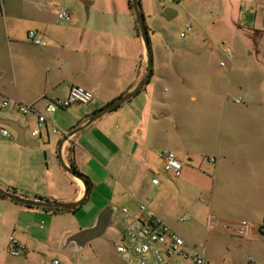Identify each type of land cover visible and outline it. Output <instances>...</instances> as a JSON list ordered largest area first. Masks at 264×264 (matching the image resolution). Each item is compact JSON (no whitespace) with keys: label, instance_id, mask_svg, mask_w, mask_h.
I'll use <instances>...</instances> for the list:
<instances>
[{"label":"rangeland","instance_id":"obj_1","mask_svg":"<svg viewBox=\"0 0 264 264\" xmlns=\"http://www.w3.org/2000/svg\"><path fill=\"white\" fill-rule=\"evenodd\" d=\"M26 1L37 4L52 30L58 31L68 24L57 19L58 8L69 10L70 19H78L79 64L86 55L79 44L80 37L84 30L95 25L103 10L102 0ZM139 3L152 56L150 82L143 89L159 83L153 99H146L144 105L148 117L157 122L148 124L142 139L154 148L153 152L171 150L182 163V169L177 178L163 171L161 160V165L157 162L152 168L142 169L140 180L148 186L138 206H147L184 240L182 250L186 255L204 254L210 264H245L248 257L252 258V264H264V235L259 232L264 220V186L257 193L223 205L216 198L210 200L212 183L206 176L211 175L217 161V149L226 148L231 142L264 143V0H139ZM167 8L175 11L170 19L161 15ZM188 27L189 31L180 37ZM22 30L19 29L20 34ZM102 41L92 48L97 53L91 58L94 64L107 60L102 54L105 50ZM55 46L53 51L58 57L76 53L67 47L60 48L57 43ZM228 48L232 52L231 61L225 57ZM143 89L125 107L141 103L146 91ZM91 106L92 102L74 104L49 115L34 106L48 116L58 131L51 133V126L46 123L40 129L41 137L62 139L70 124H75L74 118L77 115L80 118ZM29 132L31 128H27L26 138ZM209 158L215 162H208ZM154 178L165 179L158 189L150 187ZM245 225L253 229L245 233L242 229ZM124 226L122 215L116 213L104 233L74 256L70 255V249L55 253L32 241L35 254L23 264H51L53 259L57 264H125L111 245ZM9 255H2L0 264L19 262L21 254ZM168 262L188 264L179 255Z\"/></svg>","mask_w":264,"mask_h":264},{"label":"crops","instance_id":"obj_2","mask_svg":"<svg viewBox=\"0 0 264 264\" xmlns=\"http://www.w3.org/2000/svg\"><path fill=\"white\" fill-rule=\"evenodd\" d=\"M102 5L95 25L80 37L79 44L86 55L78 64V19H69L56 31L43 18L37 4L0 0V103L10 101L9 106L0 108V126L10 133V138L0 139V188L31 200L72 203L82 199L70 211L52 212L0 197V260L2 255L10 254L7 249L11 237L23 247L16 264L27 262L35 254L32 241L55 253L70 249L74 256L78 245L73 237L94 226L104 209H112V221L116 213L124 219L121 208L132 215L138 213L139 199L148 186L140 180V172L157 162L161 165L157 154L162 150L153 152L154 148L142 139L148 124L157 122L144 109L145 100L153 99L157 82L151 89L142 88L146 91L141 103L125 107L132 97L73 134L60 149L62 139L32 137L30 132L26 138L27 128L32 131L36 122L32 115L20 114L12 104L18 102L42 110L48 101L65 98L71 86L81 84L92 93V106L80 118H74L70 131L137 85L146 71V53L133 11L128 0H102ZM30 30L36 31L45 44L30 43L26 38ZM100 39L107 60L94 64L91 58L97 53L92 48L98 46ZM56 43L76 53L58 57L53 51ZM46 118L47 125L52 123ZM216 153L211 175H206L212 183L210 200L216 198L223 205L232 203L264 186V143L231 142ZM70 160L88 178L89 189L62 168ZM165 179L149 186L158 189Z\"/></svg>","mask_w":264,"mask_h":264},{"label":"built area","instance_id":"obj_3","mask_svg":"<svg viewBox=\"0 0 264 264\" xmlns=\"http://www.w3.org/2000/svg\"><path fill=\"white\" fill-rule=\"evenodd\" d=\"M166 1L178 2V0ZM57 19L60 22L69 21V11L60 9L57 12ZM188 31L189 27L180 33V37H183ZM27 39L33 45H44L34 30L27 32ZM225 57L228 61H231L232 52L229 48L225 52ZM220 66L224 67L225 64L221 62ZM91 100L92 93L90 91L81 86L73 85L70 87L65 98L48 101L44 105L43 111L44 113L51 114L57 109H66L74 104L87 105ZM235 102H238V100H235ZM9 103L10 101H2L0 108L9 106ZM12 104H14L20 114H30L33 116L36 126L30 132V135L32 137H39L40 129L48 123L46 115L35 109L33 105H22L18 102H13ZM49 125L51 126V133L55 134L58 132L53 123H49ZM6 138H10V133L6 128L0 126V139ZM157 156L162 161L163 171L165 173L170 174L174 178L180 175L182 163L177 160L172 151L162 150L158 152ZM208 162L214 163L215 159L209 158ZM151 183L152 185H157L158 179H152ZM120 212L124 216L126 227L118 236L111 240V245L125 264H168V259L175 255L184 257L188 264H210L205 259L204 254L186 255L182 250L185 244L184 240L144 204L138 206V213L136 215H132L126 208H121ZM242 229L247 233L248 230L253 229V226L245 225ZM8 249L10 255L17 257L21 254L23 247L15 239L11 238ZM252 263V258L248 257L245 264ZM52 264H57V261L54 260Z\"/></svg>","mask_w":264,"mask_h":264},{"label":"water","instance_id":"obj_4","mask_svg":"<svg viewBox=\"0 0 264 264\" xmlns=\"http://www.w3.org/2000/svg\"><path fill=\"white\" fill-rule=\"evenodd\" d=\"M130 2H131L132 11H133V14L136 20L138 32H139V35L141 37L142 43L145 48V53H146L145 74L143 78L137 83V85L133 89H131L124 95L116 98L115 100L109 102L102 108L96 110L86 119L84 123H82L81 125H77L74 128H72L70 131H68L63 136L58 146L59 149L61 147V144L64 141L68 140L73 134L82 130L85 126L91 124L92 122H94L95 120L103 116L104 114L112 111L113 109L117 108L121 104L127 102L132 97H134L146 85V83L148 82L152 74V56H151L150 43H149V37H148V30L144 22V17L141 11L140 3H139V0H130ZM161 15L165 18H171L175 15V11L171 8H167L162 12ZM61 166L67 173H69L76 179L80 180L83 183L85 189L87 188L86 183L79 177L78 172L75 171L70 165L62 164ZM0 195H3L4 197L12 201H15L17 203H20V204H23L29 207L53 208V209H58V210L74 209L81 203V200H82L80 199L72 203H62V202L43 200V199L31 200V199L20 197L18 195H15L1 188H0ZM111 222H112V209L108 207L99 214L94 226L80 231L73 237L78 245V250L83 248L86 244L93 241L94 239L100 237L104 233L106 228L111 224Z\"/></svg>","mask_w":264,"mask_h":264},{"label":"trees","instance_id":"obj_5","mask_svg":"<svg viewBox=\"0 0 264 264\" xmlns=\"http://www.w3.org/2000/svg\"><path fill=\"white\" fill-rule=\"evenodd\" d=\"M128 7L130 8V10H132L130 0H128ZM136 31L138 32V28H137V26H136ZM138 33H139V32H138ZM69 165H70L75 171L78 172L79 177H80V178L86 183L87 188L89 189L90 183H89L88 178H87L85 175H83L82 173H80V172L77 170V168L75 167V165H74V163H73L72 160L69 161ZM0 197L5 198L3 195H0ZM26 207H29V206H26ZM30 208H31V207H30ZM42 209H43V210H46V211H52V212L70 211V210H58V209H53V208H42ZM263 227H264V220H263V225H262L261 227H259V232H260L261 234L264 235V233H263Z\"/></svg>","mask_w":264,"mask_h":264}]
</instances>
